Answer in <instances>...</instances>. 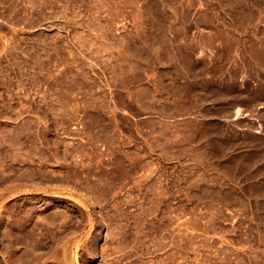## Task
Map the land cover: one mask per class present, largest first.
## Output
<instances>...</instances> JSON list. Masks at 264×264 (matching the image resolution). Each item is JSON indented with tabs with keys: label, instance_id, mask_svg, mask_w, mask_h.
Segmentation results:
<instances>
[{
	"label": "rangeland",
	"instance_id": "rangeland-1",
	"mask_svg": "<svg viewBox=\"0 0 264 264\" xmlns=\"http://www.w3.org/2000/svg\"><path fill=\"white\" fill-rule=\"evenodd\" d=\"M32 261L264 264V0H0V264Z\"/></svg>",
	"mask_w": 264,
	"mask_h": 264
},
{
	"label": "bare ground",
	"instance_id": "bare-ground-1",
	"mask_svg": "<svg viewBox=\"0 0 264 264\" xmlns=\"http://www.w3.org/2000/svg\"><path fill=\"white\" fill-rule=\"evenodd\" d=\"M212 60V59H211ZM208 64V63H207ZM213 64V63H212ZM222 70V69H221ZM252 70V69H251ZM236 71V70H235ZM227 72V71H226ZM225 72V73H226ZM217 73V72H216ZM224 75V74H223ZM240 76V75H239ZM253 77V76H252ZM255 78V77H254ZM248 83V82H247ZM233 87V86H232ZM226 101V100H225ZM233 109V108H232ZM240 109H237L236 110V116L239 114V111ZM213 112V111H212ZM221 113V112H220ZM234 119V118H233ZM258 132V131H257ZM233 134V133H232ZM261 134V133H260ZM232 136V135H231ZM215 138V137H214ZM254 144V143H253ZM230 166V165H229ZM46 230V229H45ZM24 231V230H23ZM26 231H29V230H26ZM49 234V233H48ZM24 236V235H23ZM20 237V236H19ZM25 237V236H24ZM44 237V236H43ZM48 237V236H47ZM22 238V237H21ZM42 239V238H41ZM52 239V238H51ZM54 239V238H53ZM21 240V239H20ZM39 241V240H38ZM27 242V241H26ZM63 242V241H62ZM19 244V243H18ZM24 245V244H23ZM43 245V244H42ZM9 246V245H8ZM50 247V246H49ZM60 247V246H59ZM51 248H52V246H51ZM62 248V247H61ZM43 249V248H42ZM31 250V249H30ZM63 250V249H62ZM53 251V250H52ZM65 251V250H64ZM47 252V251H46ZM58 254V253H57ZM65 254V253H64ZM20 257V256H19ZM18 257V258H19ZM50 257V256H49ZM63 257H64V255H63ZM17 258V257H16ZM27 258V257H26ZM37 258V257H36ZM63 259V258H62ZM15 261V260H14ZM21 261V260H20ZM65 261V260H64ZM37 262V261H36ZM67 262V261H66ZM38 263V262H37ZM31 264H35V263H33V261L31 262ZM58 264V263H57Z\"/></svg>",
	"mask_w": 264,
	"mask_h": 264
}]
</instances>
